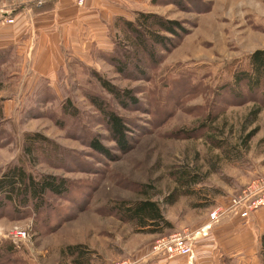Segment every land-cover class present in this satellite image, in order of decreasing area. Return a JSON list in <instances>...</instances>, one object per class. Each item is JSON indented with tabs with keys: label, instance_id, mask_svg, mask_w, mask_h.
I'll use <instances>...</instances> for the list:
<instances>
[{
	"label": "rangeland",
	"instance_id": "374dc122",
	"mask_svg": "<svg viewBox=\"0 0 264 264\" xmlns=\"http://www.w3.org/2000/svg\"><path fill=\"white\" fill-rule=\"evenodd\" d=\"M32 1L38 8L55 0ZM106 1L98 10L109 26L89 38L88 62H73L52 78L36 77L17 48L11 58L9 51L0 52V175L21 164L34 176L53 174L70 182L66 195L47 193L48 206L38 212L30 207L15 212L10 205L0 209V264H74L62 252L73 244L87 250L88 264L124 258L150 264V247L159 237L196 228L215 205L264 176V107L244 132L254 102H243L225 87L235 68L246 67L248 54L264 48V0ZM137 11L179 20L188 33L169 51L157 48L159 63L140 51L138 61L127 60V71L120 73L109 55L119 44L132 47L120 18L132 19ZM96 24L101 29L102 23ZM94 74L131 90L137 103L122 107ZM89 95L102 96L123 117L128 150L118 148ZM68 100L75 116L63 111ZM253 127L257 132L243 143ZM33 133L47 140L31 142L27 155L24 141ZM94 138L110 156L90 146ZM179 173L193 181L182 182ZM141 185H149L158 201L180 193L163 207L170 228L142 232L117 214L119 201L149 196ZM14 225L27 230L25 240L12 241Z\"/></svg>",
	"mask_w": 264,
	"mask_h": 264
},
{
	"label": "trees",
	"instance_id": "16d2710c",
	"mask_svg": "<svg viewBox=\"0 0 264 264\" xmlns=\"http://www.w3.org/2000/svg\"><path fill=\"white\" fill-rule=\"evenodd\" d=\"M52 7L53 2H49L41 7H35L34 10L46 11ZM120 20L126 37L131 39L128 44L132 46L128 49L125 45L121 47L119 44V49L113 52L114 54L109 55V61L116 66L120 73L127 71V60L132 58L138 61L140 51L144 52L152 63H159L161 55L157 48L169 51L175 48L183 36L188 33V28L179 20L167 19L153 12L137 11L132 19L123 17ZM139 68L141 75H143V69ZM94 76L100 86L112 95L122 107L125 108L129 104L137 103V98L131 90L122 91L106 78L98 74H94ZM225 87H228L229 91L243 102L247 100L254 102V106L243 121L242 130L245 132L256 121L258 114L264 107V48L251 51L247 56L246 67L235 68L231 81ZM88 98L102 115L103 122L118 148L121 151L128 150L130 137L123 117L114 112L102 96L89 95ZM63 111L72 116L77 114L75 108L69 104V100L63 106ZM257 130V127L248 130L242 142H247ZM45 140L47 138L38 133L27 135L23 146L24 152L27 155L31 154L32 143ZM89 142L94 150L110 156L108 148L97 138L91 139ZM180 174L178 177L181 178L182 182L193 181L191 176L185 177ZM150 188L149 185H141V191L149 196L133 202L119 201L114 209L120 218L134 222L138 226V230L160 233L163 228L171 227V223L163 215V207L175 202L180 193L173 191L158 201L153 199L155 195H152ZM69 189L70 182L65 177L53 174L34 176L21 164H13L0 175V209L10 205L15 212L26 210V207L38 212L48 206V201L45 199L47 193L62 196L66 195ZM62 252L71 257L74 264H88L87 250L81 244L67 245ZM259 256L261 264H264V233L260 236Z\"/></svg>",
	"mask_w": 264,
	"mask_h": 264
},
{
	"label": "crops",
	"instance_id": "0c3cea01",
	"mask_svg": "<svg viewBox=\"0 0 264 264\" xmlns=\"http://www.w3.org/2000/svg\"><path fill=\"white\" fill-rule=\"evenodd\" d=\"M107 2L83 0L82 5H78L76 0H55L50 10L36 11L32 0H0V52L9 51L11 58L17 48L27 69L34 71L36 77L39 74L52 78L56 71L70 69L73 62H88L91 59L87 47L89 38L95 39V31L109 26L103 22L108 21L107 16L98 10L99 6L104 9ZM8 18L13 22L7 23ZM96 21L102 23L103 28L100 29ZM25 80L27 84L30 79ZM207 222L208 216L193 229ZM262 233L264 207L251 212L246 220L237 214H226L211 223L206 235L198 236L193 264H261ZM149 260H152L150 264L185 263L182 258L166 261L152 257Z\"/></svg>",
	"mask_w": 264,
	"mask_h": 264
},
{
	"label": "built area",
	"instance_id": "2783aa9c",
	"mask_svg": "<svg viewBox=\"0 0 264 264\" xmlns=\"http://www.w3.org/2000/svg\"><path fill=\"white\" fill-rule=\"evenodd\" d=\"M82 5L83 0H76ZM7 23L13 22L8 18ZM264 207V176L255 177L246 183L236 194L230 195L225 204L215 205L208 213V222L196 230L185 229L159 237L150 247L149 254L154 257L171 261L176 258L184 259V264H193L196 258L195 238L204 236L212 222L226 214H237L243 220L248 219L251 212ZM12 241L25 240L28 236L26 229L14 225L10 230ZM138 259L124 258L113 264H138Z\"/></svg>",
	"mask_w": 264,
	"mask_h": 264
}]
</instances>
